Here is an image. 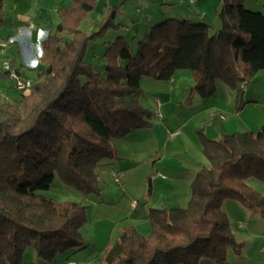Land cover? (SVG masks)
<instances>
[{
  "label": "trees",
  "instance_id": "16d2710c",
  "mask_svg": "<svg viewBox=\"0 0 264 264\" xmlns=\"http://www.w3.org/2000/svg\"><path fill=\"white\" fill-rule=\"evenodd\" d=\"M244 1L221 0L214 32L204 20L153 24L135 52L117 33L102 55L104 72L85 61L92 36L79 27L96 0H70L57 9L32 84L18 99L0 104V264H22L29 246L48 264L88 246L81 233L87 207L39 191L57 176L84 198L101 196L97 169L117 158L113 140L151 126L155 116L143 105V77L168 80L177 70H190V104L194 96L211 97L217 82L238 91L264 70V13L247 9ZM113 13L105 24L119 32ZM197 137L207 163L191 181L186 206L150 208L148 235L134 223L115 228L100 264H199L203 258L227 264L230 250L241 253L244 243L236 240L222 205L236 200L264 220V196L248 183L264 182V124L217 140L198 129Z\"/></svg>",
  "mask_w": 264,
  "mask_h": 264
},
{
  "label": "crops",
  "instance_id": "0c3cea01",
  "mask_svg": "<svg viewBox=\"0 0 264 264\" xmlns=\"http://www.w3.org/2000/svg\"><path fill=\"white\" fill-rule=\"evenodd\" d=\"M126 1L96 0V6L104 2L105 9H113L119 3L124 11ZM142 1L148 3L146 10H140L148 11L145 28L141 30L144 33L153 23L166 18L207 22L203 7L208 0L193 1L195 9H187L185 0ZM69 3L70 0H4L0 40L6 46L0 48V61L11 63L25 78L29 76L24 73L35 72L40 66V47L46 32L58 22L57 9ZM29 24L32 28H28ZM136 24L141 26L142 21ZM217 24L215 21L213 25ZM139 33L136 31L135 36ZM141 84L146 107L155 113L151 126L113 140L117 158L103 161L97 171L100 178L104 174L110 181H113V172L118 171L120 182L113 181L116 188H106L100 197L88 200L87 222L81 230L88 246L81 253L66 251L49 264L68 261L100 264V255L115 228L134 223L140 234L148 235L150 208L168 210L186 206L191 181L206 162L197 137L198 129L217 140L224 134L255 132L264 124V70L240 85L238 91L217 82L211 97L194 96L190 104L185 102L189 88L194 85L190 70H177L168 80L143 77ZM13 89H16L13 80L0 71V104L10 101ZM249 212L241 216L238 224L241 229H232L244 247L240 254L230 250L227 264H264V234L261 235L264 220L258 211ZM199 264L217 263L203 258Z\"/></svg>",
  "mask_w": 264,
  "mask_h": 264
},
{
  "label": "rangeland",
  "instance_id": "374dc122",
  "mask_svg": "<svg viewBox=\"0 0 264 264\" xmlns=\"http://www.w3.org/2000/svg\"><path fill=\"white\" fill-rule=\"evenodd\" d=\"M133 2H136V3H133ZM103 3L104 2L99 3L96 6V9H94L84 20H82L79 26L82 31L92 36L88 41V46H87L86 53H85V61L92 63L95 66L96 71L98 72H104L105 58L102 55L105 52L107 42H111L117 33H120L125 37V39L130 44L131 51L135 52L136 42L140 40L146 33V32L144 33L141 30L142 28H145L144 26V24H146L145 17L148 12V11L140 12V10H143L148 7L147 6L148 3H145L142 0H127L124 11L120 8L121 5H119V3L113 9H109V8L105 9V6H103ZM168 3L169 4L167 5L172 7L170 5L171 3L170 2ZM185 4H187L186 6L187 9H190L191 7L194 9L196 8V4L194 2L188 3L185 0ZM244 6L249 10L264 13V0H245ZM220 9H221V0H208L206 2V5L203 7V12L207 18V22L210 25L212 32H214L215 30H218L220 27V20L218 17V12L220 11ZM111 13H113L114 23L120 25L119 32H117L118 29H116L115 27H112L110 25L106 26L105 24L106 17H108ZM170 16H174V15H170ZM139 20L142 21L141 26H137L136 24V22ZM215 21H217L218 23L217 25H213ZM133 24H135V27L132 26ZM136 31L140 32L138 36H135ZM25 74L29 76L27 77V79H30V80H33L36 77V72L34 71H31L30 73H24V75ZM13 91L14 93H12L11 97H9L10 101L18 99L21 93V91H18L16 89H13ZM144 98H143V105L146 107L147 102L146 103L144 102ZM206 163L207 162H205V164ZM100 180L103 183L102 192L106 188L114 189L117 186L113 181H110L108 179V176L105 177L104 174H101ZM248 183L253 189H255L256 191H258L264 196V182L263 181H259L257 179H249ZM39 192L58 202L78 201V202H81L85 206L87 205L88 200L90 199L92 200L96 198L95 196H89L87 198L82 197L77 191L63 185L59 181L57 176H55L51 186L47 190H41ZM222 209L226 212L232 229L237 228V230L241 229L238 226L239 222H241V219L243 218V217L241 218V216H245L243 215L244 213H250L249 209L244 207L240 202L236 200H226L222 205ZM262 222H263V228L261 231V235L264 234V221ZM78 252L81 253L82 250H79ZM59 256L60 254L55 256L50 262L55 261ZM74 257L80 258L79 256H76V255ZM22 264H48V262L43 259L38 258L32 246H29L23 252ZM81 264H86V263L81 261Z\"/></svg>",
  "mask_w": 264,
  "mask_h": 264
},
{
  "label": "built area",
  "instance_id": "2783aa9c",
  "mask_svg": "<svg viewBox=\"0 0 264 264\" xmlns=\"http://www.w3.org/2000/svg\"><path fill=\"white\" fill-rule=\"evenodd\" d=\"M190 2H193L195 0H189ZM29 27H32V25H29ZM6 46V42L4 41H0V48H4ZM0 68L5 71L10 78H12L14 80V83H15V88L19 91H24L26 90L28 87H30V85L32 84V80L30 79H23L18 71L12 67L9 63L7 62H4L0 65ZM244 83H242L241 85H243ZM223 118V116H222ZM174 134V133H173ZM113 176V181L115 183H119L120 182V176H121V173L118 172V171H115L113 172L112 174ZM264 250V246L262 248ZM67 264H79L78 262L76 261H69Z\"/></svg>",
  "mask_w": 264,
  "mask_h": 264
},
{
  "label": "bare ground",
  "instance_id": "6f19581e",
  "mask_svg": "<svg viewBox=\"0 0 264 264\" xmlns=\"http://www.w3.org/2000/svg\"><path fill=\"white\" fill-rule=\"evenodd\" d=\"M29 25H31V24H29ZM28 28H32V27H29L28 26ZM46 36H47V32H46ZM46 38V37H45ZM0 41H2V40H0ZM5 42V41H4ZM43 42V41H42ZM42 44V43H41ZM40 49H41V47H40ZM41 53V52H40ZM4 62H7V63H9L8 61H0V65L2 64V63H4ZM12 67H14L11 63H9ZM17 71H18V69L16 68V67H14ZM0 71L1 72H3L5 75H7V77L8 78H10L9 77V75L5 72V71H3L1 68H0ZM18 73H19V71H18ZM19 75L22 77V75L19 73ZM23 78V77H22ZM10 79H12V78H10ZM23 79H27V78H23ZM13 80V79H12ZM13 82H14V80H13ZM14 87H15V83H14ZM28 89V88H27ZM69 262V261H68ZM67 262V263H68Z\"/></svg>",
  "mask_w": 264,
  "mask_h": 264
}]
</instances>
